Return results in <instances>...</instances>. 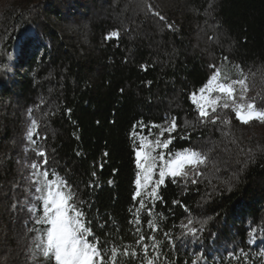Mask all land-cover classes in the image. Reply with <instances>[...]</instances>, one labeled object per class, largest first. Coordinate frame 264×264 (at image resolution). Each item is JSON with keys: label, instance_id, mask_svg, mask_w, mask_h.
I'll list each match as a JSON object with an SVG mask.
<instances>
[{"label": "trees", "instance_id": "trees-1", "mask_svg": "<svg viewBox=\"0 0 264 264\" xmlns=\"http://www.w3.org/2000/svg\"><path fill=\"white\" fill-rule=\"evenodd\" d=\"M213 65L243 68L248 98L264 109V0H0V264H45L27 231L28 165L40 159L27 139L33 120L48 166L91 204L97 234L134 244L131 133L172 117V151L193 147L209 163L198 184L160 188V231L142 214L160 264H264V122L218 109L229 125L198 123L189 95ZM189 216L207 220L194 236L180 227Z\"/></svg>", "mask_w": 264, "mask_h": 264}, {"label": "snow or ice", "instance_id": "snow-or-ice-1", "mask_svg": "<svg viewBox=\"0 0 264 264\" xmlns=\"http://www.w3.org/2000/svg\"><path fill=\"white\" fill-rule=\"evenodd\" d=\"M168 27L171 28L172 25ZM29 43L30 38L24 37L22 52L26 51ZM236 67L240 73L239 79L231 78L213 65L206 83L197 92L190 93L189 99L201 125H216L217 122L229 125L231 121L222 116L218 109H230L235 119L244 125L253 121L264 122V109L258 108L255 98H247L249 89L244 69ZM176 120V117H172L162 125L138 121L131 133L137 172L132 197L134 205L128 209L131 219L127 223L132 228L130 234L134 244L124 243L123 238L117 244L108 239L110 234L107 232L103 237L97 234L93 228L95 221L89 216L91 204L81 198L78 187H74L65 176L48 166V154L37 143L40 136L37 122L33 120L27 131V139L33 145L32 151L40 159L28 165L30 174L26 178L29 182L26 191L31 193V200H25L26 211L30 213L32 222L27 231L33 234V255L38 253L45 264H132L137 260L139 264H160L161 256L164 255L161 242L155 235L146 234L142 230V214L147 217L143 223H146L150 233L160 231L159 221L163 219V215L154 211L157 202L163 203L160 188L165 185L166 180L181 182L185 186L189 183L198 184V178L204 175L202 166L209 163L208 154L193 147L172 151L170 145L176 138L172 133H178L179 128ZM154 129L158 131L154 132ZM180 138L190 139V136ZM43 139L46 140L47 136ZM91 175L95 177L96 172L93 171ZM108 183L111 184L112 181ZM87 186L96 187L91 182ZM173 203L179 204V201ZM197 223L199 228L196 227ZM206 223L207 220L197 221L189 216L187 223H181L180 227L194 236L203 230ZM96 226L105 228L103 223H96ZM163 235L169 237V243L175 246L168 231H164ZM251 235L250 232L249 236ZM167 259L165 256V260Z\"/></svg>", "mask_w": 264, "mask_h": 264}, {"label": "rangeland", "instance_id": "rangeland-1", "mask_svg": "<svg viewBox=\"0 0 264 264\" xmlns=\"http://www.w3.org/2000/svg\"><path fill=\"white\" fill-rule=\"evenodd\" d=\"M221 70H222V72L227 73L231 78H234V79L241 78L240 77V73H239L238 69H236V68L232 69V68H229V67H224ZM247 98H248V92H247ZM37 256H40V255L37 253Z\"/></svg>", "mask_w": 264, "mask_h": 264}]
</instances>
